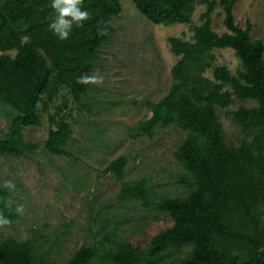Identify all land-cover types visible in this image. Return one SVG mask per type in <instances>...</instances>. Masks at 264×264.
<instances>
[{
	"label": "trees",
	"instance_id": "trees-1",
	"mask_svg": "<svg viewBox=\"0 0 264 264\" xmlns=\"http://www.w3.org/2000/svg\"><path fill=\"white\" fill-rule=\"evenodd\" d=\"M154 25L192 24L196 4L204 5L200 24L191 26L192 40L168 38L177 61L171 86L157 102H146L148 120L137 123L136 137L152 138L155 129L176 127L186 133L175 154L185 197H165L151 203L146 180L124 183L121 200H135L172 220L142 247L129 241L106 240L102 264H264V43L252 41L249 21L235 23V0H131ZM51 0H0V106L10 114L8 132L0 138V155L22 158L37 149L24 141V129L41 125L48 114L49 129L43 149L53 156H71L66 149L70 124L54 101L66 91L75 103L92 90L78 78L93 77L100 50L113 37L111 21L122 12L119 0H83L90 19L73 26L60 41L48 30L53 17ZM221 9L227 32L212 30V13ZM103 33V34H102ZM230 49L240 61L232 75L215 64L214 50ZM211 73V77L206 74ZM234 99L252 101L239 106L232 120L245 134L237 144L228 140L217 115ZM127 158L111 161L104 174L123 178ZM0 182V216L8 226L18 219L10 188ZM100 245L103 246L101 242ZM32 240L0 237V264H40ZM98 246H83L67 264H92ZM183 254V256H180Z\"/></svg>",
	"mask_w": 264,
	"mask_h": 264
},
{
	"label": "rangeland",
	"instance_id": "rangeland-1",
	"mask_svg": "<svg viewBox=\"0 0 264 264\" xmlns=\"http://www.w3.org/2000/svg\"><path fill=\"white\" fill-rule=\"evenodd\" d=\"M119 1L122 12L111 21L113 37L100 50L92 74L96 82L82 99L84 106L63 90L50 109L53 113L55 107L67 103L62 115L72 129L66 145L71 156H53L43 149L49 121L42 111L41 125L23 132L24 141L37 149L22 158L0 155V182L14 185L10 192L21 207L18 219L0 228V237L34 241L40 264H67L83 246H98L100 252L92 264H102L104 250L112 246L106 240L145 247L172 226V220L154 206L121 200L124 183L146 180L151 203L187 195L177 183L181 168L175 159L186 133L176 127H158L152 138L136 137L135 127L151 117L146 102L159 101L170 89V71L177 58L168 38L191 41V26L200 24L205 7L196 4L190 25L162 26L144 18L131 0ZM233 16L241 28L249 21L251 40L264 43V0H235ZM223 19L217 7L212 13V30L220 35L227 32ZM213 54L215 64L225 66L232 75L240 69L234 51L219 49ZM206 75L211 77L210 72ZM241 105L251 108L255 103L234 99L228 109H217L226 138L235 144L245 138L231 116ZM9 119L10 114L0 106V138L8 132ZM120 156L127 163L118 181L103 171Z\"/></svg>",
	"mask_w": 264,
	"mask_h": 264
},
{
	"label": "clouds",
	"instance_id": "clouds-1",
	"mask_svg": "<svg viewBox=\"0 0 264 264\" xmlns=\"http://www.w3.org/2000/svg\"><path fill=\"white\" fill-rule=\"evenodd\" d=\"M50 6L53 9V17L48 24V30L60 41L70 38L74 25L77 28L83 27L84 22L90 19V12L84 7L83 0H51ZM77 82L96 81L94 77L83 75L78 78ZM5 187H14V185L6 183ZM16 211H21V207H18ZM0 223H8V220L0 216Z\"/></svg>",
	"mask_w": 264,
	"mask_h": 264
}]
</instances>
